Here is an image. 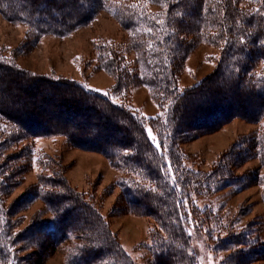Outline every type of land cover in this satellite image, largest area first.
Instances as JSON below:
<instances>
[{
	"label": "trees",
	"instance_id": "16d2710c",
	"mask_svg": "<svg viewBox=\"0 0 264 264\" xmlns=\"http://www.w3.org/2000/svg\"><path fill=\"white\" fill-rule=\"evenodd\" d=\"M100 10L129 32L160 113L145 117L114 100L144 81L136 70L121 67L122 59L108 45L97 48L102 67L114 77L108 91L54 73L39 76L0 50V264H25L19 253L32 245L48 247V241L71 243L67 264H134L92 196L68 183L55 158L41 156L36 183L6 204L30 169L32 150L26 143L36 137L64 136L68 144L102 153L123 174L114 181L120 189L117 210L148 216L156 225L146 264H196L188 211L193 219L213 220L211 211L197 202L230 185L239 189L262 182L257 172L237 175L233 169L254 157L264 167V131L235 143L207 173L183 166L187 156L180 144L230 118L254 122L264 115V0H0L1 16L24 24L32 43L48 34L68 35ZM200 41L219 49L214 71L207 80L178 89L184 60ZM16 82L22 94L26 89V94L41 96L11 106L2 92L8 94ZM33 198L44 203L49 217L38 214L19 230L15 213ZM249 240L242 233L229 235L221 246L233 249L228 261L236 264L264 254V244Z\"/></svg>",
	"mask_w": 264,
	"mask_h": 264
},
{
	"label": "rangeland",
	"instance_id": "374dc122",
	"mask_svg": "<svg viewBox=\"0 0 264 264\" xmlns=\"http://www.w3.org/2000/svg\"><path fill=\"white\" fill-rule=\"evenodd\" d=\"M149 8L155 10L156 6L150 5ZM26 35L27 27L24 24H13L0 14V50L5 55L13 54L15 61L25 70L39 76L54 73L77 80L89 88L108 91L114 84V77L104 70L97 58V48L108 45L122 59L121 67L136 70L144 81L131 87L122 99L114 97V100L126 102V105L137 109L145 117H155L160 113L157 102L149 93L144 62L139 52L132 50L129 44V32L105 11L100 10L87 24L65 36L48 34L32 43L26 40ZM218 56L217 47L206 41L198 42L187 55L178 74V89L190 87L199 80H207L206 77L214 71ZM19 85L17 82L10 85L7 88L9 95L5 90L2 92V95L11 99V106L17 107L21 99L27 100L33 95L31 92L26 94L25 88L22 94L23 87ZM38 93L32 97H40ZM147 131L151 132L149 138L158 145L155 133L149 128ZM263 131L264 115L254 122L240 117L230 118L212 130L197 132L180 144L181 150L187 156L183 166L207 173L235 143ZM26 144L32 150L30 169L25 171L21 181L11 190L6 204L18 199L36 183L40 172L37 161L41 156L46 155L49 160L55 158L61 162L68 183L92 196L99 213L134 264H146V260L150 258L148 254L151 232L156 229V225L148 216L117 210L120 189L114 185V181L123 178V174L102 153L68 144L64 136L36 137ZM236 164L233 169L235 174L254 171L262 182L256 184L254 181L239 189L230 185L197 202L201 209L205 207L208 213L211 211L213 220L205 216L193 219L188 211L185 216L191 236L190 253L196 264H232L227 257L233 249L221 247L232 234L242 233L250 242L259 241L258 244H264V167L260 166L257 157L243 159ZM38 214L40 218L49 217L44 203L33 198L22 211L15 213L14 218H19L17 228L20 230L28 226ZM47 244L48 247L45 248L28 246L19 255L26 258L25 264H67L66 253L71 243L64 241L60 245H52L48 241ZM236 264H264V254L249 261H238Z\"/></svg>",
	"mask_w": 264,
	"mask_h": 264
},
{
	"label": "snow or ice",
	"instance_id": "6c2138e0",
	"mask_svg": "<svg viewBox=\"0 0 264 264\" xmlns=\"http://www.w3.org/2000/svg\"><path fill=\"white\" fill-rule=\"evenodd\" d=\"M149 135L151 136V132L149 131ZM153 140H154V138H153ZM155 142V141H154ZM158 146V145H157ZM167 168H168V170L170 171V169H171V166L170 165H168L167 166ZM173 184H175V180H173ZM190 234V233H189Z\"/></svg>",
	"mask_w": 264,
	"mask_h": 264
}]
</instances>
